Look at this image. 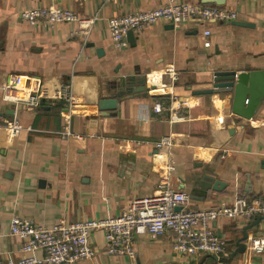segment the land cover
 <instances>
[{
	"label": "crops",
	"instance_id": "0c3cea01",
	"mask_svg": "<svg viewBox=\"0 0 264 264\" xmlns=\"http://www.w3.org/2000/svg\"><path fill=\"white\" fill-rule=\"evenodd\" d=\"M171 1L218 6L236 12L237 20L190 21L181 28L160 21L133 33L125 49L114 47L109 18ZM50 6L73 10L82 18L97 17L88 39L74 35L75 23L31 26L19 16L23 10ZM263 28L264 0H0V128L14 116L24 127L11 141L0 131V262H17L24 255L22 241L11 235L13 216L47 227L100 220L119 216L131 201L156 194L166 178L156 156L168 154L155 144L164 137L174 144L169 152L176 167L173 188L191 195L206 168L215 176L205 183H221L203 200H191V209L232 204L236 196L252 202L264 198V100L252 120L237 122L231 94L225 101L201 94L212 87L217 71L264 70ZM170 66L179 80L171 85L166 77V91L147 87L140 96H117L122 78L165 73ZM12 76L23 78V89L30 87L29 79L40 81L47 96L39 108L3 100L2 86ZM66 86L78 104L71 113V135L64 138L67 105L55 95ZM116 96L117 109H99L100 99ZM173 96L188 102L177 121H171L167 110L154 111L157 103L168 107ZM217 117H225L227 125L219 126ZM253 222L219 218L213 223L228 243L220 259L175 255L172 233L137 237L135 260L110 256L102 232H95L91 244L96 256L75 264H264V254L247 250L231 258L243 230ZM248 235H264V222Z\"/></svg>",
	"mask_w": 264,
	"mask_h": 264
},
{
	"label": "built area",
	"instance_id": "2783aa9c",
	"mask_svg": "<svg viewBox=\"0 0 264 264\" xmlns=\"http://www.w3.org/2000/svg\"><path fill=\"white\" fill-rule=\"evenodd\" d=\"M19 16L31 26L75 23L78 29L74 35L82 36L86 40L97 20V17L82 18L73 10L55 6L23 10ZM236 20V12L218 6L190 5L171 1L153 10L109 18L108 28L114 47L125 49L129 45L127 39L129 32L144 31L160 21L167 22L175 28H181L190 21L195 23L213 21L224 24ZM209 34V31L204 33L205 36ZM262 42L264 44V28ZM205 46L209 47L210 43L205 42ZM166 77L169 78L171 85L179 80V74L173 66H170L165 73L147 75L145 77L146 86L153 90L161 87L162 91H166L167 85L164 83ZM156 80L161 86L155 84ZM28 83L30 87L22 89L23 78L12 76L7 84L2 86L3 100L16 107L25 104L31 108H39L47 94L40 87L41 83L38 79H29ZM24 91H27L25 96L21 94ZM55 97L62 99L67 105L64 117L67 128L62 133L66 138L71 135L69 129L71 113L76 109L77 99L70 86L62 88ZM187 107V101H180L173 96L168 107L157 103L154 111L162 113L167 110L171 113V121H177L183 119L180 114ZM226 122L225 117L216 118L219 126H226ZM23 130L24 127L16 116L0 128L9 141L17 138ZM155 145L158 150L166 149L168 154L166 157L156 156L166 176L156 194L152 197L131 201L119 216L100 220L75 223L62 221L57 225L47 227L38 225L29 219L13 216L10 222L11 235L22 241L24 255L17 262L9 259L0 264H75L81 260H91L97 253L91 244V237L95 232H102L108 255L125 256L131 260L137 258L135 245L137 237L148 235L151 238H157L167 233L176 235L173 249L175 255L184 259L199 254L215 255L219 259L225 256L228 243L216 233L213 223L219 218H228L249 224L258 217L264 216V198L252 202L245 196H236L232 204L206 210L191 209V195L170 185V180L176 171L169 154L174 147L172 138L164 137ZM179 207L181 210L176 211ZM245 245L246 250L251 254H264V235L248 237ZM37 252L43 253V257H37Z\"/></svg>",
	"mask_w": 264,
	"mask_h": 264
},
{
	"label": "water",
	"instance_id": "95a60500",
	"mask_svg": "<svg viewBox=\"0 0 264 264\" xmlns=\"http://www.w3.org/2000/svg\"><path fill=\"white\" fill-rule=\"evenodd\" d=\"M133 37V32L127 34V39L130 41ZM117 87V96L133 95L140 96L145 94L147 90L145 76L139 77H125L120 80ZM115 89V87H114ZM201 94L213 96H219V99L225 101L226 96L231 94V113L235 117L237 122L242 120H252L257 114L259 107L264 100V70L262 71H244L237 73L235 71H217L214 74V80L212 87L208 90L201 92ZM102 98L98 101L99 109L103 112L115 110L118 108V98ZM264 165V161H263ZM215 176V174L206 168L203 175L199 180L194 182V188L192 190V200H203L207 197L208 191L213 189L218 190V186H221L220 182L216 184L205 183L208 177ZM203 189L202 191L199 189ZM181 208H177L176 211H180ZM261 222H264V216L258 217L252 224L248 225L243 230V236L237 242V250L233 252L231 258L237 254H242L246 250V241L249 237L248 231L255 226H258ZM140 264V263H137ZM178 264V263H172Z\"/></svg>",
	"mask_w": 264,
	"mask_h": 264
},
{
	"label": "bare ground",
	"instance_id": "6f19581e",
	"mask_svg": "<svg viewBox=\"0 0 264 264\" xmlns=\"http://www.w3.org/2000/svg\"><path fill=\"white\" fill-rule=\"evenodd\" d=\"M155 84H157V85H159V86H161V84L160 83H158V81L156 80V83ZM22 86H23V84H22ZM23 89V88H22ZM160 89H161V87H160ZM162 90V89H161ZM21 94L23 95V96H25L26 94H27V91H24V92H21Z\"/></svg>",
	"mask_w": 264,
	"mask_h": 264
}]
</instances>
